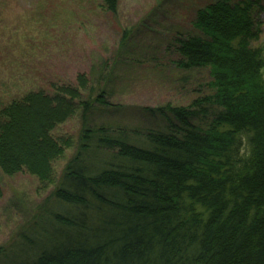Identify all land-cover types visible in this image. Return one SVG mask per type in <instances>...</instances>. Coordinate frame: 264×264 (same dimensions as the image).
<instances>
[{
    "label": "trees",
    "instance_id": "16d2710c",
    "mask_svg": "<svg viewBox=\"0 0 264 264\" xmlns=\"http://www.w3.org/2000/svg\"><path fill=\"white\" fill-rule=\"evenodd\" d=\"M101 1L116 13L118 0ZM260 11L257 0L196 10L195 31L175 35V82L207 70L208 94L139 109L150 129L96 121L121 108L105 88L84 98L83 75L80 89L35 84L34 64L45 70L40 49L29 51L21 79L36 88L0 100V173L51 183L54 160L74 153L7 264H264V48L251 46ZM76 115L77 139L56 140Z\"/></svg>",
    "mask_w": 264,
    "mask_h": 264
},
{
    "label": "rangeland",
    "instance_id": "374dc122",
    "mask_svg": "<svg viewBox=\"0 0 264 264\" xmlns=\"http://www.w3.org/2000/svg\"><path fill=\"white\" fill-rule=\"evenodd\" d=\"M216 1L118 0L116 13L110 14L101 0H0V100L18 96L21 85L36 88L21 79L24 74L20 70L29 51L39 48L45 73L40 77L38 63L34 64L35 84L47 90L55 82L80 89L76 80L83 75L87 82L84 98L90 87L93 94L105 88L109 104L121 108L97 116L96 121L129 129L153 128L139 109L167 103L188 106L208 94L207 70L192 71L184 88L175 82L181 71L173 66L177 60L173 43L177 33L195 31L192 21L197 9ZM257 1L263 11L254 16L259 39L251 46L264 48V0ZM106 63H115L108 82ZM79 129L76 115L58 126L53 135L72 145ZM73 153L70 146L61 159L54 160L51 183H42L26 172L11 177L0 173V264H7L21 236L32 232L38 210Z\"/></svg>",
    "mask_w": 264,
    "mask_h": 264
}]
</instances>
